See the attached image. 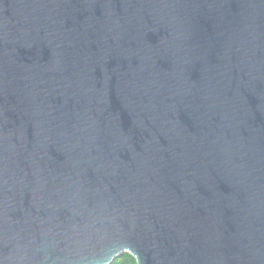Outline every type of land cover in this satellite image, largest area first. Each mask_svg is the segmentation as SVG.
<instances>
[{"label":"water","instance_id":"obj_1","mask_svg":"<svg viewBox=\"0 0 264 264\" xmlns=\"http://www.w3.org/2000/svg\"><path fill=\"white\" fill-rule=\"evenodd\" d=\"M264 264V0H0V264Z\"/></svg>","mask_w":264,"mask_h":264},{"label":"trees","instance_id":"obj_2","mask_svg":"<svg viewBox=\"0 0 264 264\" xmlns=\"http://www.w3.org/2000/svg\"><path fill=\"white\" fill-rule=\"evenodd\" d=\"M111 264H137L136 260L128 253L119 254Z\"/></svg>","mask_w":264,"mask_h":264}]
</instances>
